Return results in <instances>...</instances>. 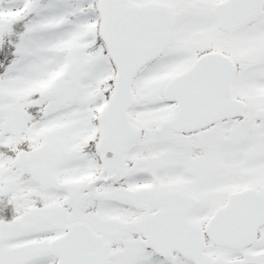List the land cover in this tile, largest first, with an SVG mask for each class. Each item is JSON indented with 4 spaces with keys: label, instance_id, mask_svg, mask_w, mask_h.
I'll return each instance as SVG.
<instances>
[{
    "label": "snow or ice",
    "instance_id": "1",
    "mask_svg": "<svg viewBox=\"0 0 264 264\" xmlns=\"http://www.w3.org/2000/svg\"><path fill=\"white\" fill-rule=\"evenodd\" d=\"M0 264H264V0H0Z\"/></svg>",
    "mask_w": 264,
    "mask_h": 264
}]
</instances>
